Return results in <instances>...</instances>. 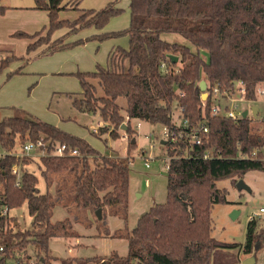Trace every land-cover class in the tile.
Returning a JSON list of instances; mask_svg holds the SVG:
<instances>
[{
	"label": "trees",
	"instance_id": "1",
	"mask_svg": "<svg viewBox=\"0 0 264 264\" xmlns=\"http://www.w3.org/2000/svg\"><path fill=\"white\" fill-rule=\"evenodd\" d=\"M81 1L35 0L36 8L49 12L48 27L32 34L20 30L14 33L34 39L27 46V55L40 47H44L41 54H52L88 40L128 36L129 47H114L107 66L75 73L82 91L70 94L74 107L101 112L102 118L113 125V137L117 138L121 130L128 134L129 150L136 145L133 120L162 124L174 136L181 130L177 114L179 119L187 118L189 126L205 124L208 132L202 133L201 144L190 142L191 136L180 135L162 144L170 157L167 200L152 206L139 218L128 234L127 255L68 258L63 263L242 264L240 253L244 257L258 256L264 248V222L259 226L257 218L249 221L245 243L221 241L212 234V208L217 203L230 202L226 190L218 186L219 180L231 179L236 184L249 170L264 171V161L243 157L264 147V120L247 116L234 121L213 114L211 97L204 106L200 82L205 79L208 90L217 86L224 92L234 90L242 81L246 98L257 99V87L264 85V0H130L128 27L69 42L67 38L82 29H104L111 18L124 11L114 0L100 9H82L74 20L60 18L62 10L78 9ZM0 11L4 12L5 6L0 5ZM63 26H69L68 31L53 38L52 32ZM164 32L179 33L191 45L169 41L161 36ZM203 51L208 52L207 58ZM171 55L179 59L174 61ZM30 58L8 56L1 60L0 72L12 62L23 60L19 68L8 73V78L13 77ZM120 97L125 100V107L118 102ZM180 105L184 107L182 114L177 113ZM123 108L126 114L121 112ZM39 138L66 143L77 148L79 154L41 156L39 169L47 184L45 192L37 188L38 176L26 168L30 156H0V212L4 206L12 210L27 204L32 218L31 227L21 229L12 224L16 219L13 214L0 216V245L4 246L0 264L29 245L44 264H55L49 253L50 240L75 235L66 221L51 220L54 173L68 172L73 176L70 178L75 201L80 208L95 211L106 205L129 203L131 180L126 159L102 154L87 139L22 108H15L13 115L0 121V149L12 151L18 141L26 143ZM50 149L49 146L48 152ZM206 151L212 153L208 158L203 156ZM15 165H20V179L13 172ZM230 249L238 250L237 254L231 257Z\"/></svg>",
	"mask_w": 264,
	"mask_h": 264
},
{
	"label": "rangeland",
	"instance_id": "2",
	"mask_svg": "<svg viewBox=\"0 0 264 264\" xmlns=\"http://www.w3.org/2000/svg\"><path fill=\"white\" fill-rule=\"evenodd\" d=\"M114 0H86L84 4H79L78 9L68 8L60 12L61 19L74 20L81 15V10L88 8L100 9L106 6L109 2ZM121 5L125 7L124 11L114 16L110 25L115 27L114 29H124L130 24V12L128 9V0H120ZM3 2L20 5L14 3H22L21 5H28L31 0H3ZM20 5V6H21ZM16 10V9H13ZM22 10V9H21ZM25 11H11L5 17L4 27L5 30L11 28L33 30L37 27V23L44 21L48 17L46 10L30 11L29 9H23ZM35 24V25H33ZM48 25V24H47ZM38 29V28H37ZM69 26H63L56 28L52 35L58 37L67 32ZM92 28H85L81 30L77 37L84 35V33L90 31ZM76 35V34H75ZM163 38L169 41H177L187 45H191L190 41L185 39L179 33L164 32L161 35ZM5 35L0 33V58L6 54V49H11L18 55L26 54V45L24 46L22 38ZM17 38V39H16ZM85 38V37H84ZM116 39L126 38L128 42V36L114 37ZM111 38L105 39L99 42H105ZM31 41L30 39L28 42ZM90 41L88 40L83 45ZM95 44V43H94ZM74 47L65 49L71 50ZM90 49V48H87ZM193 49L196 48L193 46ZM93 53L97 58L103 56V46L95 45L93 47ZM204 58L208 57V52L203 51ZM100 60H96L94 68L98 65H105ZM29 66V65H28ZM7 68L3 69V71ZM77 71L64 72L63 75L70 76L76 83L71 87L76 89V86L81 89L80 78L75 74ZM35 72H28L25 76H36ZM36 85L33 82L28 88V93L31 88ZM49 85L43 87L47 88ZM235 98H238V104L241 110H248V114L252 115V106L257 105L259 107L258 118L264 117V98L258 96L255 100H249L241 98V94L238 91L240 84H236ZM77 90H71L65 92L70 95ZM99 93L102 94V89L99 87ZM61 94V92L59 93ZM50 95L48 103L46 104V110L51 111L63 122L72 124L71 131L81 137L86 138L95 148L100 149L103 154L112 155L115 154L123 159H126L130 166V188H129V203L128 206L124 204L106 205L102 211L101 216L98 215L97 210L91 208H80L75 201V190L73 185V179L70 178L68 172L54 173V192L52 188L50 190L53 195V207L51 209V220H64L69 224L71 230L75 233L74 236L69 238L54 237L50 240L49 253L52 256V261L55 264H64L63 259L68 258H93V257H110L112 254H118L125 256L128 253V234L132 231L139 218L149 211L150 208L156 204L165 203L167 200V184L168 175L166 161L168 155L163 154V148L161 141L164 140V125L151 124L149 122H140L133 120L132 125L136 129L133 140L136 141V145L129 150L128 139L124 138L125 131H120V135L115 138L111 135V131H103L101 134H93V128L96 126L97 121L100 119V112H80L74 105L72 99L68 95ZM126 104V102H123ZM231 109H235V102L230 103ZM7 113V112H4ZM177 115V114H176ZM176 117L177 122L180 121ZM126 123V121L124 122ZM109 129L110 125H106ZM83 133V134H80ZM86 135V136H85ZM149 164V166H147ZM31 170L35 172V164L32 163ZM60 174V175H59ZM58 175V176H56ZM73 177V176H72ZM244 182L251 188L238 189L237 185L231 179H222L218 181V186L226 190L227 199L230 202L217 203L212 208L213 223V236L221 241L245 243L247 238V228L249 221L256 215L259 220V226L264 222V213L260 214L261 206H264V171L249 170L242 177ZM59 186V189L55 188ZM38 187L43 192L47 190V184L44 178L40 175ZM236 212L234 213V211ZM10 214L16 215L19 218L18 227L25 229L31 227L32 218L29 215L27 204H23L18 208L12 209ZM26 252L31 257H37L36 250L32 247H27ZM238 250L230 249L228 251L231 257L237 254ZM227 257L225 252H222ZM23 255L22 250H17L15 255L8 259L7 264H16L18 258ZM243 258V253H240ZM78 262L75 261L74 264ZM264 263V248L258 252L257 264Z\"/></svg>",
	"mask_w": 264,
	"mask_h": 264
},
{
	"label": "crops",
	"instance_id": "3",
	"mask_svg": "<svg viewBox=\"0 0 264 264\" xmlns=\"http://www.w3.org/2000/svg\"><path fill=\"white\" fill-rule=\"evenodd\" d=\"M84 1L86 0H82L80 4L83 5ZM14 4L21 5L22 3H14ZM0 5L5 6V11L4 12L0 11V33L4 32L5 35H10V37L12 36V39H15L14 37H17V36H14V33L19 30L28 32L30 34L35 33L37 31L39 32L44 27H48L50 20H51L49 12L46 10L48 17L46 18V21H44L43 25L41 24V22H38L37 27L35 26L34 27L35 29L30 30V31L23 30L20 28L19 29L11 28L7 31L5 30V27H4V23L6 21L5 17L11 11H18L20 13L22 11H25L23 9H29L30 11H33V12L40 11L43 9L36 8L35 0H31V2L28 3V5H21V6L9 4L1 0ZM84 5L89 6L88 4L87 5L84 4ZM117 6L125 9V7L121 5L120 0H118ZM13 9H16V10H13ZM85 9H88V8H85ZM128 9L130 12V0H128ZM130 18H131V12H130ZM110 21L104 27V29L90 27L92 28L90 31L84 33V35L77 37V35L81 31L80 30L78 33H75L76 35L72 34L71 36H69L67 38V41L69 42L74 41L78 38H84L91 34L100 33L103 31L118 30V29H114L115 27L110 25ZM17 38L20 39L22 37H17ZM53 38H56V37H53ZM29 39L31 41L28 42ZM21 40L23 41L24 46L26 45V49H27V46L30 44V42L34 41V39H31V38H22ZM97 44L100 46H103L104 53L100 59L97 58L96 54L93 53V47H95V45ZM116 46H122V47L128 48L129 38H128V42L126 38L116 39L114 37L109 40H106L103 43L99 41H96V42L90 41L83 45H79L74 49L66 50V51L64 50L56 51L52 54H49V53L41 54V51L44 47H40L37 51H34L29 55H27V53L25 55L23 53L18 55L11 49H6L5 50L6 54L4 57L0 58V63H1V60H4L6 57L11 56V55L26 56V57L28 56L31 58H30V61H28V63L23 67L22 71L19 74L18 73L14 74L13 77L8 78L9 77L8 73L19 68L23 64V60H17V61L12 62L11 65L7 67V70L0 72V121L4 117L13 115L15 113V108L17 109L22 108V109L28 110L30 114L32 115L34 114V116L36 117H39L47 122L53 123L56 126H59L67 130L68 132L73 133L71 131L72 124L63 122L56 115L52 114L51 111L46 110V104L48 103L50 95L51 94L53 96L64 95L66 94L65 92L79 89V87L77 86H76V89H73V87L71 86L72 84L76 83L75 80L71 78L70 76L68 77L67 75H63L62 73L64 72L69 73V72L76 71V70H81V71L95 70L96 68L95 69L93 68H94L95 61L97 59L100 60L102 63H106L104 66H107L109 64V61H108L109 53ZM87 48H90V49H87ZM28 70L29 72H35L34 74H36V76H25ZM33 82L35 83L36 86L34 88H31L30 92L28 93L27 90ZM46 85H49V86L44 89V92H42L43 87ZM81 91H82V87L80 90L74 91L72 93H79ZM60 92L61 94H59ZM68 96L73 101V96L71 95H68ZM118 102H120V104L123 107H125L126 104H123L125 100L122 97L118 99ZM4 112H7V113H4ZM80 112H85V111H80ZM121 112L123 114H126L125 108H123ZM140 122H144V121H140ZM108 124L110 125L111 129H109V127L108 128L106 127L103 129V131H108V130L111 131L113 129V125H111L109 120H104L100 114V119L97 121L96 126L93 128V134H96V135L101 134V132H103L101 131V127L106 126ZM80 134H83V133H80ZM161 143L164 144L163 140L161 141ZM162 148H163V154H166L165 148L163 146ZM101 153L103 154V152ZM41 156H42L41 153L38 150H35L33 153V156L30 155V159H29L30 161L26 165V168L31 173H34L36 176H38V179L40 178V175H41L40 169H39ZM32 163L35 164V168H36L35 172L31 170ZM37 188L40 192H43L42 189L38 187V183H37ZM244 258L246 257H243V259Z\"/></svg>",
	"mask_w": 264,
	"mask_h": 264
},
{
	"label": "built area",
	"instance_id": "4",
	"mask_svg": "<svg viewBox=\"0 0 264 264\" xmlns=\"http://www.w3.org/2000/svg\"><path fill=\"white\" fill-rule=\"evenodd\" d=\"M166 64L163 63L162 67H165ZM240 84V87L238 88V91L241 94V98L244 99H248L246 98L245 95V85L242 81L238 82ZM208 92V96L207 98H202L203 102H204V106L206 105V100L211 97L212 99V113L215 115H223V116H227L232 118L234 121H238L239 119L243 118V112L246 110H241L238 102V98H235L234 94L236 92V87L234 88V90H230L227 91L225 90L224 92H221L220 89L216 86L211 88L210 90L207 89ZM183 94V93H181ZM256 95L258 96H263L264 98V85H259L257 87L256 90ZM251 100V99H249ZM231 102H235V109H231L230 103ZM184 112V107L183 106H178L177 109V113L182 114ZM247 116H252L253 118L256 119H263L262 118H258L259 116V112H258V116L254 117L253 114L252 115H247ZM178 126H180L181 130L179 132L178 135H174L172 136V132L170 130V128L167 126H164V140H169V139H173L175 140L177 138V136H191L190 137V142L196 143V144H201L202 142V133H207L208 132V127L203 124L201 127H196V126H189V122L187 118L181 117L180 121L178 122ZM124 138H129L128 134L125 132V134L123 135ZM17 140H19V137H17ZM50 146V151L48 152V148ZM35 150H38L41 155H45V154H54V155H58V156H66V155H78L79 154V150L77 148L71 147L66 143H59V142H49L44 140V138H39L36 141H28L26 143H21L20 141H18L17 147L12 150V151H7L5 149H0V156H5L8 153H12L15 154L17 156H33V153ZM212 155V153L210 151H206L204 153V158H208ZM250 157L251 159L254 160H260V161H264V147L262 148H256L255 150H253L249 155H243V157ZM169 157V156H168ZM169 160L170 157L168 158V160L166 161V167L168 169L169 167ZM149 166V164L147 165ZM13 172L15 173V175H17L18 179H20V175H21V168L20 165H15L13 167ZM8 206H4L0 212V216L3 215H7L8 212L10 213ZM260 214L264 213V206H261L260 208ZM16 216V215H14ZM258 215L254 216L253 218H256ZM16 219L12 220V224L15 226L19 225V218L16 216ZM2 225H0V230L2 229ZM4 251V246L0 245V253ZM23 255L18 258V261L16 264H44L41 258L39 257H31V255L29 253L26 252V249L22 250ZM16 253V252H15ZM15 255V254H14ZM13 256V255H12ZM11 256V257H12ZM9 257V258H11ZM7 258V261L8 259ZM7 261L5 264H7Z\"/></svg>",
	"mask_w": 264,
	"mask_h": 264
},
{
	"label": "water",
	"instance_id": "5",
	"mask_svg": "<svg viewBox=\"0 0 264 264\" xmlns=\"http://www.w3.org/2000/svg\"><path fill=\"white\" fill-rule=\"evenodd\" d=\"M171 57L173 58L174 61H177L179 59V57L177 55H171ZM200 88L202 91V98H207L208 96V92H207V81L205 79H202L200 82ZM258 112H259V107L257 105H253L252 106V114L254 117L258 116ZM248 115V110H245L243 112V117H247ZM123 129L126 128L125 124L122 126ZM135 140H133L134 142ZM167 140H163V143L165 144ZM238 189L242 190V189H248L251 190V188L244 182L243 178H240L237 183H236ZM101 211L102 209L99 208L97 209V213L99 216H101ZM236 212V210L234 211V213ZM242 264H257V256L255 255H250L247 256L246 258H244L242 260ZM264 264V263H263Z\"/></svg>",
	"mask_w": 264,
	"mask_h": 264
}]
</instances>
